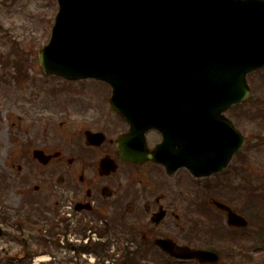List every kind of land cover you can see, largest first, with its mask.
Returning <instances> with one entry per match:
<instances>
[{
    "label": "water",
    "instance_id": "95a60500",
    "mask_svg": "<svg viewBox=\"0 0 264 264\" xmlns=\"http://www.w3.org/2000/svg\"><path fill=\"white\" fill-rule=\"evenodd\" d=\"M57 1L50 42L39 54L43 72L68 80L96 78L109 83L114 87L112 107L124 116L141 114L138 87L144 84L140 78L159 87L174 81L178 84L174 92L189 94L184 100L191 103L198 100L191 94L200 91L204 110L225 111L246 99V74L264 66V0ZM193 63L200 72L181 85ZM169 141L165 139L164 144ZM244 143L227 120L220 156L210 162L202 156L186 167L195 176L221 171ZM122 153L130 161L145 158L142 148L137 156ZM216 206L227 212L229 225H247L227 207ZM158 244L169 251L164 241ZM179 257L218 260L205 251Z\"/></svg>",
    "mask_w": 264,
    "mask_h": 264
},
{
    "label": "rangeland",
    "instance_id": "374dc122",
    "mask_svg": "<svg viewBox=\"0 0 264 264\" xmlns=\"http://www.w3.org/2000/svg\"><path fill=\"white\" fill-rule=\"evenodd\" d=\"M56 10L55 0H16L13 2L0 0V53L4 55L11 53L10 44L14 43L26 51L24 57L27 58L25 64L27 76L20 83L13 79L16 70L12 67H5V69L0 63V188L2 187V190L0 189V214H5L8 221L0 227L10 233V236H20L24 242L28 241L30 248L36 250L39 249L36 242L37 237L46 235L44 231L49 229V225L43 228V223L35 224L26 219L29 211L23 206L25 197L20 195L22 188L19 184L20 177L17 176L16 169L12 165L25 162V152L27 154L31 151L30 143L39 129H44L43 132L46 135L61 133V131L63 133L75 131L85 120L98 115L100 110H105L97 103L102 101L104 105L108 96L106 87L96 81L76 82L73 86L65 85L69 90L68 94H53L48 91L47 84L64 85L62 80L50 79L45 86L43 85L45 83H42V80L46 79L40 72L37 53L48 40ZM11 56L15 57L12 53ZM32 79L36 80L38 85H32ZM249 82L253 91L247 100L245 110L251 113L239 115L240 118L235 119L237 122L234 121L237 126L239 124V130L247 138V145L241 151V156L232 160L226 174L221 178L224 182L223 193L214 197L223 202H231L232 207L236 208L242 207L243 199L251 190H255L257 186L264 183V116L254 117L251 123L246 120V116H253V114L263 113L264 115V69L252 74ZM58 95L59 98L56 99L55 96ZM59 102L71 109L62 106V110ZM181 179L187 180V178ZM167 182L168 186L158 180L152 185L158 187L156 192L166 196L164 203L170 205L175 214L181 218L179 224L186 227L188 225L187 216H190L191 220L198 218L197 215L193 218L186 211L189 201L193 198L198 199L191 192L195 186L192 181H184L189 183L188 189H185L184 183L179 185L172 178ZM219 182H221L219 179L202 180L196 185L203 186L206 183L214 185ZM3 185H6V188ZM226 186L227 190H225ZM34 200L39 208L46 210V207L53 205L55 199L38 195ZM246 212L249 211L246 210ZM58 213L60 215L59 208ZM48 215H51L50 212ZM54 218L57 220L58 216ZM79 219V216L74 215V220ZM145 221L149 223L148 216ZM173 222V218H170L162 226V230H155V232L175 233ZM15 225L22 226L23 230L16 231ZM256 228V226L251 227L252 230L244 236H251ZM202 244L194 243V246L207 247L208 245ZM20 249L17 241L0 237V260L13 257L12 264H18L16 258L21 254ZM37 258L45 261L41 264H88L82 257L73 258L72 253L56 249H53L52 255L34 257L30 264H35ZM220 264H227L224 257Z\"/></svg>",
    "mask_w": 264,
    "mask_h": 264
},
{
    "label": "flooded vegetation",
    "instance_id": "af4514ba",
    "mask_svg": "<svg viewBox=\"0 0 264 264\" xmlns=\"http://www.w3.org/2000/svg\"><path fill=\"white\" fill-rule=\"evenodd\" d=\"M126 128L127 125L115 113H109L95 117L85 127H78L76 133L60 135L58 149H53L52 144L50 146L48 137L39 138L35 143L38 149L48 156L55 153L58 155L52 157L47 166H41L34 160L32 164H17V172L21 174L24 170L27 173L26 183H34V192L54 196L55 206L70 202L73 213L83 220L89 219L90 223L100 220L103 238L124 235L129 241L127 245L147 250L139 254L135 248L128 251L135 258L134 264L147 259L150 264H161L162 261L182 264L183 261L169 258L160 252L152 242L156 238H166L177 245L193 247L192 227L184 228L179 224V216L169 205L164 204L166 197L156 192L158 187L152 185L162 176V167L151 162L134 165L118 157L115 140L126 132ZM86 130L103 133V144L97 148L86 145ZM146 140L152 149V140L158 144L162 136L157 132H149ZM105 158L111 161V166L116 168L115 172L110 168L104 173L99 172L100 161ZM53 173L59 174L57 185L53 183ZM160 206L166 210L164 220L157 226L147 223L146 217L150 218ZM170 218L174 220L172 224L175 233L155 232L162 230ZM188 223L191 221L188 220ZM154 250L156 252H149ZM145 254L150 257H144Z\"/></svg>",
    "mask_w": 264,
    "mask_h": 264
},
{
    "label": "trees",
    "instance_id": "16d2710c",
    "mask_svg": "<svg viewBox=\"0 0 264 264\" xmlns=\"http://www.w3.org/2000/svg\"><path fill=\"white\" fill-rule=\"evenodd\" d=\"M252 259L253 257H252L251 246H248L246 248V254L241 257V261L244 262L245 264H254L255 262H253ZM259 264H264V260L263 262L260 261Z\"/></svg>",
    "mask_w": 264,
    "mask_h": 264
}]
</instances>
